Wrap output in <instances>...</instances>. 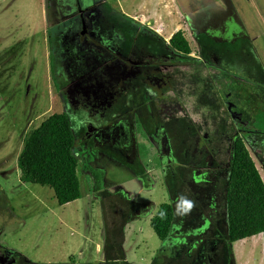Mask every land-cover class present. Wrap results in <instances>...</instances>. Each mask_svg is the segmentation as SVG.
Instances as JSON below:
<instances>
[{
    "label": "rangeland",
    "instance_id": "obj_1",
    "mask_svg": "<svg viewBox=\"0 0 264 264\" xmlns=\"http://www.w3.org/2000/svg\"><path fill=\"white\" fill-rule=\"evenodd\" d=\"M60 1H63L64 9L56 13L55 6ZM75 1L84 6L98 4V0H48L49 4L46 0H0V170H5V175H0V204L3 202L0 206V227L6 222L2 229L6 228L2 232H12L11 244L14 249L32 260L57 262L77 255L82 260L89 256L93 259L91 262L100 264L104 262L106 254L104 246L107 245L109 254L118 255V250L109 246L113 243L114 247L116 244L121 245L119 251L124 259H112L109 264H178L173 255L160 254L157 256L160 261L157 259L154 262L162 242L152 229L150 218L157 205L162 202L170 203L172 199L169 198L156 161H148V155L141 157L142 162L144 165L148 164L146 167L151 173H154L153 169H157L155 174L158 175L149 188L137 177V166L134 164L135 168L132 167V160L122 157L119 159L107 151L100 150L95 153L96 156L89 160L90 168H85V160L80 150L82 141L78 140L80 161L77 175L81 196L64 205L57 203L51 187L26 183L19 179L17 155L23 136L51 113L61 111L56 87L53 85L54 75L52 76L49 54L52 48L50 38L53 42L57 31L64 33L65 26L63 23H46L44 5L47 3L51 7L47 9V18L52 16L53 20H66L70 17L66 12L69 11L66 4ZM104 1L110 3L112 8L134 16L137 23H145L166 41L176 30H183L191 45L192 57L197 56L198 52L186 22L196 26L221 51H225L228 46L255 48L258 55L253 51L251 55L264 67V0ZM55 51L57 58L58 53ZM222 71L225 73V70ZM262 86L264 85L254 81L255 91ZM210 108L212 107L207 105L206 116L215 114ZM263 112L264 109L260 108L252 117L253 126L258 131L264 130ZM20 133L18 147L12 148ZM250 154L264 182V168L252 149ZM197 158L201 163L204 157ZM197 167L193 165L192 171L185 173L184 180L194 181L195 172L199 178L209 176L217 182L224 179L222 175L216 178L212 172L202 173V169ZM211 180L207 182V186L214 184ZM197 182L198 186H195L193 182L184 181L180 183L182 185H177V189L182 191L173 189L175 213L177 195L183 194L185 185L194 189L191 192L198 199L206 198L207 195L203 192H195L201 185L199 180ZM219 186L220 184L214 187V193H218L215 201L217 198L218 200L210 209L205 208L200 212V208H194L193 211L197 213L192 214L191 211L186 216L176 214L171 231L172 238L179 235L178 230L184 232L185 229V237L190 235L191 244L194 239H202L199 245L203 246V251L193 258H189L190 254L183 250L187 253L184 255L186 260L182 261L184 264L226 263L224 255L220 258L225 254L222 241L225 223L222 191ZM16 190L21 192L12 199L13 204L10 205L13 209L10 210L4 198H12ZM203 194L205 197L201 196ZM19 200H24L22 207L18 206ZM150 201L154 203L152 208L146 205ZM137 203L146 206L137 208ZM205 216L210 218L209 227L207 228L208 223L205 222L197 229ZM193 230H202V233H193ZM107 236L111 238L107 239ZM185 237L173 238V245L177 244V248H181L187 242ZM215 250H222L223 253L216 257ZM233 253V263L228 264H264V235L235 241Z\"/></svg>",
    "mask_w": 264,
    "mask_h": 264
},
{
    "label": "flooded vegetation",
    "instance_id": "obj_2",
    "mask_svg": "<svg viewBox=\"0 0 264 264\" xmlns=\"http://www.w3.org/2000/svg\"><path fill=\"white\" fill-rule=\"evenodd\" d=\"M60 4L55 6L56 13L64 9L63 2ZM100 4L89 7L79 1L66 4L70 16L66 20H53L50 11L51 19L47 18L44 5L46 23L65 26L64 33L57 31V40L51 41L54 48L50 51L58 69L53 85L61 111L69 109L81 120L76 139L82 141L84 167L90 168L89 160L95 153L107 151L119 159L132 160V167L137 166V177L149 188L158 175L157 169L151 173L148 164H143L141 157L146 154L148 161H156L173 207V189L184 181L198 186L199 180L200 189L196 188L195 192H203L207 195L205 199H198L191 192L194 189L186 185L183 189V195L195 201L194 208L198 209L215 205L218 193H214V187L221 181L202 175L199 178L196 172L194 181L184 180L185 173L191 172L195 165L202 169H197L199 172H212L216 178L219 175L225 178L237 134L249 144L257 137L258 144L252 147L264 168V130L258 131L252 118L255 111L264 109V86L258 92L254 89L255 80L264 85V67L253 59V48L228 46L221 51L188 22L187 28L197 47L196 62L150 37L142 44L135 35L133 39L139 44L129 47L130 29L134 28L137 34L143 27L135 28L136 21L130 23L111 13L107 6L99 8ZM225 68L231 70L229 76L222 74ZM207 105L215 111L214 115L206 116ZM256 133L259 134L251 137ZM20 136L21 133L12 148L18 147ZM22 145L23 141L20 149ZM195 156L204 158L199 163ZM4 171L2 168L0 175H5ZM19 179L24 182L20 175ZM209 180L214 182L210 187ZM20 192L16 190L12 198H4L10 210L12 199ZM204 194L201 196L205 197ZM23 202L19 200L18 206L22 207ZM146 205L152 208L154 203L150 201ZM196 213L192 210V214ZM5 224L0 227V264H94L89 256L82 260L73 255L57 262L27 258L11 244L12 232H2ZM203 224L204 220L198 228ZM215 252L217 257L218 251ZM184 255L187 253H182L183 261Z\"/></svg>",
    "mask_w": 264,
    "mask_h": 264
},
{
    "label": "trees",
    "instance_id": "obj_3",
    "mask_svg": "<svg viewBox=\"0 0 264 264\" xmlns=\"http://www.w3.org/2000/svg\"><path fill=\"white\" fill-rule=\"evenodd\" d=\"M46 2L48 3V0ZM62 2L60 1V3ZM47 3L45 6L48 9L49 3ZM103 6H107L108 10L111 13L117 14L118 17L130 23L134 22L126 14L112 8L110 4L101 3L99 8ZM140 26L143 28H140ZM134 27L140 28L141 31L137 30V34H134V28L130 29L132 38L127 41L130 43L129 47L133 45L138 46L139 43L137 41L139 40L140 43L146 44L145 40L150 37L154 41L157 40L158 43L166 44L168 48L177 53L187 55L191 60L196 62V58L191 56L192 48L183 30H176L166 41L160 34L145 25L136 22ZM135 35H137V41L133 39ZM50 41H52V38H50ZM51 59V72L52 76L54 75V79L57 76L58 69L53 60V52H51ZM223 70H225V73L222 70L221 72L226 76L232 73L230 69L225 68ZM80 122V118L70 112L69 109L51 113L38 126L26 134L23 145L17 155V165L21 179L26 183L51 187L59 205L72 202L81 196L80 181L77 175L80 155L77 144L78 139H76V130L80 126ZM258 134L256 133V135H252L251 137H255ZM252 144L255 146L258 144L257 137L252 139ZM252 144L251 142L250 144L246 142L240 134L235 136L228 159V166L226 171H224L225 178L219 186L222 191V212L225 223V234L222 237V241H224L225 254L223 255L225 256L224 262L226 263H230L234 259L233 243L235 241L259 234L264 235V182L250 154V150H254ZM145 206H140L137 203V208ZM211 207H213V204L207 206V208H200V212L204 211L205 208L208 210ZM161 210L167 211L166 219L160 218L159 213ZM175 219L176 213L174 207L168 202L160 203L150 218V225L162 242L161 248H159L154 257L155 263L158 259L157 256L161 254L162 256L173 255L176 263L183 264L181 253L183 250H186L190 254L189 258H193L203 251V246L199 245L202 239H194L191 244L190 235L185 237L187 232L185 229L184 232L183 230H178L179 235L173 236V238L185 237L187 239V242L183 243L181 247L183 249L179 250L181 248H177V244L173 245L171 231ZM203 220L204 223H208V228L210 218L203 217ZM192 232L200 234L202 230H193ZM108 238H111V236H107ZM106 246H104V250L106 251L104 258L108 261L100 264H109L108 262L112 259H124L123 254L119 251L120 244H116L115 247L113 243L109 245L114 250H118V255L109 254ZM190 247L191 249H189ZM221 252L223 251H218L217 257H219V253ZM220 258H223V256H220ZM158 261L160 260L158 259ZM124 263L128 264L127 262Z\"/></svg>",
    "mask_w": 264,
    "mask_h": 264
},
{
    "label": "clouds",
    "instance_id": "obj_4",
    "mask_svg": "<svg viewBox=\"0 0 264 264\" xmlns=\"http://www.w3.org/2000/svg\"><path fill=\"white\" fill-rule=\"evenodd\" d=\"M100 2L101 3H108V2H106L104 0H98L96 3H100ZM67 3L70 4V2H67ZM108 4H110V3H108ZM92 5H95V3H93ZM89 6H91V5H87L86 7H89ZM119 12H121V11H119ZM127 16H129V15H127ZM129 18L135 20L134 16H129ZM194 207H195V201H193L192 199L188 198L187 196H184L183 194H181L177 198L176 214L178 216H186V215L190 214V212L194 209ZM159 216H160L161 219H166L167 218V211L166 210H161L160 213H159Z\"/></svg>",
    "mask_w": 264,
    "mask_h": 264
},
{
    "label": "crops",
    "instance_id": "obj_5",
    "mask_svg": "<svg viewBox=\"0 0 264 264\" xmlns=\"http://www.w3.org/2000/svg\"><path fill=\"white\" fill-rule=\"evenodd\" d=\"M253 51H254V53H256V49L255 48H253ZM258 55V54H257ZM260 235V234H259Z\"/></svg>",
    "mask_w": 264,
    "mask_h": 264
}]
</instances>
